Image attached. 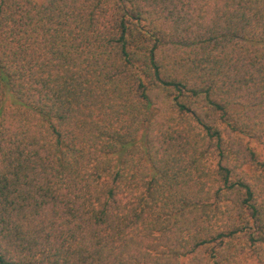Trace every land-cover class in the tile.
<instances>
[{
  "label": "trees",
  "instance_id": "obj_1",
  "mask_svg": "<svg viewBox=\"0 0 264 264\" xmlns=\"http://www.w3.org/2000/svg\"><path fill=\"white\" fill-rule=\"evenodd\" d=\"M264 0H0V264H264Z\"/></svg>",
  "mask_w": 264,
  "mask_h": 264
},
{
  "label": "rangeland",
  "instance_id": "obj_2",
  "mask_svg": "<svg viewBox=\"0 0 264 264\" xmlns=\"http://www.w3.org/2000/svg\"><path fill=\"white\" fill-rule=\"evenodd\" d=\"M258 148H259V150L262 151V154H263V156H264V149H263L262 147H258Z\"/></svg>",
  "mask_w": 264,
  "mask_h": 264
}]
</instances>
